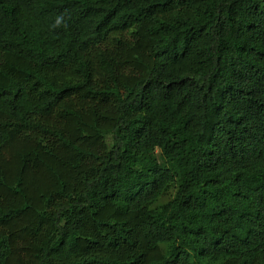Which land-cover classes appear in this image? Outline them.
Wrapping results in <instances>:
<instances>
[{"label":"trees","instance_id":"1","mask_svg":"<svg viewBox=\"0 0 264 264\" xmlns=\"http://www.w3.org/2000/svg\"><path fill=\"white\" fill-rule=\"evenodd\" d=\"M0 264H264V0H0Z\"/></svg>","mask_w":264,"mask_h":264}]
</instances>
